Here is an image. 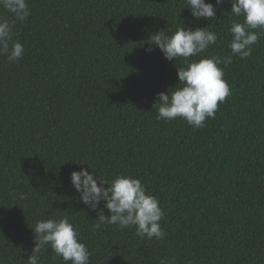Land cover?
<instances>
[{
	"label": "trees",
	"instance_id": "1",
	"mask_svg": "<svg viewBox=\"0 0 264 264\" xmlns=\"http://www.w3.org/2000/svg\"><path fill=\"white\" fill-rule=\"evenodd\" d=\"M28 5L23 22L0 8L24 47L18 61L0 55V264H27L35 224L63 217L90 264H264V35L249 57L220 65L231 94L196 129L157 119V94L172 92L186 61L165 59L150 38L210 26L216 44L188 60L230 55L231 24L243 22L230 0L216 20H197L186 0ZM85 168L140 179L165 212L164 238L93 230L97 214L70 180ZM40 264L64 261L48 247Z\"/></svg>",
	"mask_w": 264,
	"mask_h": 264
},
{
	"label": "clouds",
	"instance_id": "2",
	"mask_svg": "<svg viewBox=\"0 0 264 264\" xmlns=\"http://www.w3.org/2000/svg\"><path fill=\"white\" fill-rule=\"evenodd\" d=\"M230 2L231 14L243 17L242 23L233 21L231 24L230 55L188 60L216 44L218 36L208 30L210 26L195 30L182 26L171 36L165 35L162 30L151 36V44L161 50L165 59L177 61L183 58L186 61V67L177 68L179 84L172 92L157 94L154 107L158 120L170 122L180 118L193 128H203L207 119H215L219 104L231 94L220 65L231 64L233 56L245 59L251 55L252 45L264 35V0ZM222 3L223 0H215V4L206 0H186V8L197 20H216L218 6ZM0 8L21 22L30 15L28 0H0ZM13 28L12 23L0 17V55H5L9 62L18 61L24 55L23 45L13 40ZM153 50L146 49L149 53ZM70 180L80 193V200L97 214L93 230L100 229L102 225H116L120 229L135 226L136 235L141 238H164L165 232L159 222L165 212L159 200L147 192L140 179L120 174L109 181L85 168L73 171ZM26 198L23 194L18 196L19 200ZM105 210L110 215H106ZM32 230L34 247L27 264H40V254L48 247L64 264H90L91 254L67 217L40 220Z\"/></svg>",
	"mask_w": 264,
	"mask_h": 264
}]
</instances>
